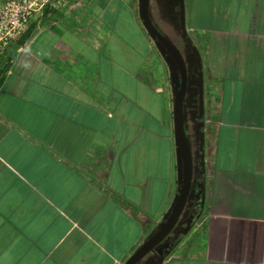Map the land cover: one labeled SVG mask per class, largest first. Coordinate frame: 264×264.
<instances>
[{"label": "crops", "instance_id": "obj_1", "mask_svg": "<svg viewBox=\"0 0 264 264\" xmlns=\"http://www.w3.org/2000/svg\"><path fill=\"white\" fill-rule=\"evenodd\" d=\"M78 3L0 56V264H122L178 192L170 57L132 8ZM184 4L203 73V114L184 108L194 207L136 264H264V0Z\"/></svg>", "mask_w": 264, "mask_h": 264}, {"label": "water", "instance_id": "obj_2", "mask_svg": "<svg viewBox=\"0 0 264 264\" xmlns=\"http://www.w3.org/2000/svg\"><path fill=\"white\" fill-rule=\"evenodd\" d=\"M139 16L145 29L153 36L170 57L177 71V84L172 97L173 130L176 137L179 155L181 179L176 198L158 228L144 239L138 247L122 262V264H136L146 254L155 249L176 227L183 211L187 208L192 195L193 180V152L189 136L185 129L184 106L188 87V67L186 60L176 43L156 27L150 16L149 0H138ZM178 23L182 35L185 31V9L184 0H177ZM195 65L193 71L196 73L197 88V110L199 116L203 114V73L201 70V58L198 50L190 40H186ZM199 150H202V136L199 137ZM184 227L183 232L188 229Z\"/></svg>", "mask_w": 264, "mask_h": 264}, {"label": "rangeland", "instance_id": "obj_3", "mask_svg": "<svg viewBox=\"0 0 264 264\" xmlns=\"http://www.w3.org/2000/svg\"><path fill=\"white\" fill-rule=\"evenodd\" d=\"M153 19L155 21V24L158 26V28L165 33L168 37H170L178 47H181L182 49H185V40L183 39L181 35V30L179 27L178 23V13L173 7L172 12H168V8H162L161 5L157 6V3L155 2L156 0H153ZM173 3L175 0H172ZM172 3V4H173ZM80 11H89L96 8L97 6H103L106 11H108V8L111 7H122L124 8H132V13H133V19H135L138 24L141 26L142 30L145 32V27L143 26L140 16H139V5H138V0H88L87 3H84L82 0H80V3L76 5ZM174 6V5H173ZM123 14L120 15V18H122ZM106 20L108 19V16L106 15ZM122 20V19H121ZM38 21H45L47 23L48 21V16L43 15L39 17L36 20H33L31 23H37ZM28 28V27H27ZM27 28L22 32V34L27 30ZM21 34V35H22ZM20 35V36H21ZM19 36V37H20ZM18 37V38H19ZM147 37V36H146ZM148 39L151 40L153 43V48H152V53L156 56V51L157 49H160L164 54H167L165 50L161 47V45L156 41V39H153L152 36L147 37ZM187 53V52H186ZM186 57V64L188 67V87H187V92H186V97H185V106L186 110L189 111V115L192 118H196L197 116V88H196V73L193 71L195 61L192 58V55L187 53ZM158 68V69H157ZM160 66L156 65L154 66V70L156 69L157 72V80L155 79V83H161V80L164 77V74H161V69H159ZM183 214V213H182ZM179 222V221H178ZM178 224V223H177Z\"/></svg>", "mask_w": 264, "mask_h": 264}, {"label": "built area", "instance_id": "obj_4", "mask_svg": "<svg viewBox=\"0 0 264 264\" xmlns=\"http://www.w3.org/2000/svg\"><path fill=\"white\" fill-rule=\"evenodd\" d=\"M67 4L68 0H0V56L33 20L49 17Z\"/></svg>", "mask_w": 264, "mask_h": 264}, {"label": "trees", "instance_id": "obj_5", "mask_svg": "<svg viewBox=\"0 0 264 264\" xmlns=\"http://www.w3.org/2000/svg\"><path fill=\"white\" fill-rule=\"evenodd\" d=\"M174 7H175V9H176V11L178 13L177 0L174 1ZM184 9H185V4H184ZM34 28H35V23H30L29 26H28V28H27V30L20 36V41L19 42L20 43H24L28 38H30L33 35ZM185 31H186V35L185 36H183L182 35V32H181V35H182L183 39L185 40V43H186V40L187 39L192 42L190 36L188 35L187 29H186V24H185ZM144 33H145V35L147 37L151 36L150 33L147 30H145ZM153 39H155V38L153 37ZM192 44H193V42H192ZM193 191L194 190H193V186H192V195H191V198H190L189 203H188V206H187V210L188 211H187V214L184 216V218H182V220H184V221L187 220L188 217H191V214H192V210H193V207H194V205H193V203H194V197H195ZM184 226L185 225L182 224V223H180L179 225H176V227L172 230L171 235L178 236L179 234H181L183 232Z\"/></svg>", "mask_w": 264, "mask_h": 264}, {"label": "flooded vegetation", "instance_id": "obj_6", "mask_svg": "<svg viewBox=\"0 0 264 264\" xmlns=\"http://www.w3.org/2000/svg\"><path fill=\"white\" fill-rule=\"evenodd\" d=\"M197 108V107H196ZM197 112H198V110H197ZM185 227V226H184ZM184 229V228H183Z\"/></svg>", "mask_w": 264, "mask_h": 264}]
</instances>
